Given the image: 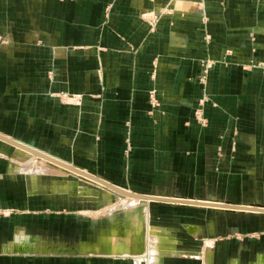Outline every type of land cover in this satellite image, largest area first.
Wrapping results in <instances>:
<instances>
[{
    "label": "crops",
    "instance_id": "obj_1",
    "mask_svg": "<svg viewBox=\"0 0 264 264\" xmlns=\"http://www.w3.org/2000/svg\"><path fill=\"white\" fill-rule=\"evenodd\" d=\"M0 134L133 193L264 207V0H0ZM24 154L0 140V264H132L144 241L155 264H264V214L103 215Z\"/></svg>",
    "mask_w": 264,
    "mask_h": 264
},
{
    "label": "rangeland",
    "instance_id": "obj_2",
    "mask_svg": "<svg viewBox=\"0 0 264 264\" xmlns=\"http://www.w3.org/2000/svg\"><path fill=\"white\" fill-rule=\"evenodd\" d=\"M19 158L20 160L18 161V164L20 165V170H22L25 175H28L29 177H32L34 179L40 178L41 181L43 179L44 185L47 187L46 190L50 194H52L53 192V189L51 188L52 186L59 188L64 187L66 189V187H68V185L70 184L73 187H80L81 189H85L88 193L90 192L91 194H89L90 198L88 201L91 200L95 203L96 201L100 200L101 196L104 197V199L105 197L107 200L109 199L107 201L108 205H105L99 212L103 215H109V213L111 212L114 213L117 210L123 208V206L125 207L129 205L130 202L133 201L131 198L115 196L114 193L109 192L105 187H102L90 180L81 178L77 174L64 171L63 169H60L45 160H41L35 156H32L31 154H24V156H21ZM78 195H80V193H77L76 197ZM56 212L62 213L63 211ZM144 243L145 246L143 251L137 252L138 254L136 255V257H132V264H150L151 245L150 242L146 243L144 241Z\"/></svg>",
    "mask_w": 264,
    "mask_h": 264
},
{
    "label": "water",
    "instance_id": "obj_3",
    "mask_svg": "<svg viewBox=\"0 0 264 264\" xmlns=\"http://www.w3.org/2000/svg\"><path fill=\"white\" fill-rule=\"evenodd\" d=\"M0 140L6 143H9L15 147H18L27 153L45 160L49 163H52L56 166H60L64 168L67 171H70L74 174H77L79 176H82L83 178H86L96 184H99L113 193L119 195L120 197L125 198H131V199H137L141 200L143 202H166V203H174V204H182V205H194V206H204V207H212V208H219V209H225V210H235V211H245V212H254V213H261L264 214V207L261 206H241V205H232L230 203H213V202H203V201H192V200H185V199H178V198H167V197H159L154 195H143V194H137L130 191H127L125 189H122L107 180L98 177L90 172L84 171L78 167H75L74 165L67 163L61 159H58L52 155H49L39 149H36L34 147H31L29 145L23 144L15 139L6 137L2 134H0Z\"/></svg>",
    "mask_w": 264,
    "mask_h": 264
},
{
    "label": "bare ground",
    "instance_id": "obj_4",
    "mask_svg": "<svg viewBox=\"0 0 264 264\" xmlns=\"http://www.w3.org/2000/svg\"><path fill=\"white\" fill-rule=\"evenodd\" d=\"M22 150V149H21ZM24 151V150H23ZM60 167V166H59ZM62 168V167H61ZM64 169V168H63ZM109 190V189H108ZM112 192V191H111ZM115 194V193H114ZM117 195V194H115ZM137 200V199H134ZM141 201V200H140ZM155 253V252H154ZM154 253L151 254V259H150V264H155L157 261L155 260V255Z\"/></svg>",
    "mask_w": 264,
    "mask_h": 264
},
{
    "label": "built area",
    "instance_id": "obj_5",
    "mask_svg": "<svg viewBox=\"0 0 264 264\" xmlns=\"http://www.w3.org/2000/svg\"><path fill=\"white\" fill-rule=\"evenodd\" d=\"M198 114V116H200V113H197Z\"/></svg>",
    "mask_w": 264,
    "mask_h": 264
}]
</instances>
